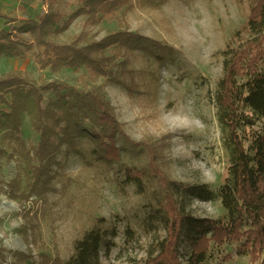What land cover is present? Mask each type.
<instances>
[{"label":"rangeland","instance_id":"rangeland-1","mask_svg":"<svg viewBox=\"0 0 264 264\" xmlns=\"http://www.w3.org/2000/svg\"><path fill=\"white\" fill-rule=\"evenodd\" d=\"M48 2L0 0V11L27 19L40 6L48 11ZM54 9L70 15L77 9V0H58ZM249 9L248 2L238 0H131L113 21L91 26L86 17L78 18L59 40L71 43L81 38L84 46L129 30L176 49L175 62L162 66L144 51H130L124 58L117 57L118 62L124 59L125 70L109 81L91 77L86 69H42L34 59L35 51L26 60L2 56L0 79L17 72L37 86L59 82L80 90L101 87L130 143L123 164L155 172L154 187L165 175L217 190L228 167L215 98L223 74L219 53L247 21ZM2 27L10 28L6 19H0ZM114 53L113 48L107 55ZM22 130L27 149L35 148L40 134L29 115ZM147 204L135 185L123 182L118 166L85 162L69 155L66 146L54 158L39 162L34 157L27 163L0 133V264H62L73 254L75 242L100 218L120 228L117 247L104 264H141L156 236L144 227ZM194 209L198 216L224 214L219 201L196 203ZM127 229L137 234L130 244L125 243ZM229 254L233 256L225 259ZM211 264L251 263L227 245L221 259Z\"/></svg>","mask_w":264,"mask_h":264},{"label":"trees","instance_id":"trees-1","mask_svg":"<svg viewBox=\"0 0 264 264\" xmlns=\"http://www.w3.org/2000/svg\"><path fill=\"white\" fill-rule=\"evenodd\" d=\"M48 2V11L27 19H14L0 11L9 29L0 28V58L26 60L32 52L42 68L86 69L93 78L112 81L125 70L126 53L141 50L164 66L176 61V49L122 30L100 42L77 38L71 43L59 39L80 17L97 26L113 21L131 0H77L70 15L57 12ZM248 2L250 15L219 54L223 74L216 86L218 119L228 154L227 173L217 190L207 184H186L163 175L154 187L157 174L142 172L123 164L130 149L121 125L109 107L101 87L80 90L59 82L35 85L26 75L11 72L0 79V133L9 146L27 163L56 157L66 146L67 153L85 162L118 166L127 185H135L146 196L148 206L144 227L156 234L141 264H211L221 259L225 247L235 248L251 264H264V0ZM27 36L28 38H26ZM114 48V54L107 52ZM25 115L40 134L30 150L23 139ZM154 188V189H152ZM219 201L224 214L219 218L195 214L196 203ZM165 234L159 235V231ZM119 225L106 218L75 242L73 254L62 264H104L117 247ZM125 243L137 234L125 231ZM229 254L225 259H229Z\"/></svg>","mask_w":264,"mask_h":264}]
</instances>
